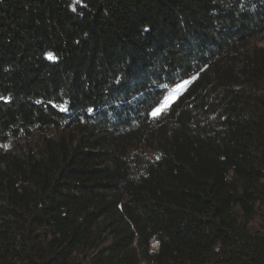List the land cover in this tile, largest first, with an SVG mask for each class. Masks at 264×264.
<instances>
[{
    "label": "trees",
    "instance_id": "trees-1",
    "mask_svg": "<svg viewBox=\"0 0 264 264\" xmlns=\"http://www.w3.org/2000/svg\"><path fill=\"white\" fill-rule=\"evenodd\" d=\"M263 40L264 0H0V264H264Z\"/></svg>",
    "mask_w": 264,
    "mask_h": 264
},
{
    "label": "rangeland",
    "instance_id": "rangeland-1",
    "mask_svg": "<svg viewBox=\"0 0 264 264\" xmlns=\"http://www.w3.org/2000/svg\"><path fill=\"white\" fill-rule=\"evenodd\" d=\"M260 46H264V40L259 42ZM194 75H191L187 78L182 79L181 81L177 82L176 84H173L171 86H169L166 89L165 95L162 98V100L160 101V103L155 106L152 110L151 113L154 111V109L158 108V107H165L170 105L188 86V84H184V81H192ZM169 107V106H168ZM167 107V108H168ZM163 112V111H162ZM161 112V113H162ZM5 147V144L4 146ZM255 212L252 215V221H251V225H250V230H257L260 228L261 223H262V214H264V195H262V197L259 199V201L256 203L255 208H254ZM156 247V241L152 240V248L155 249Z\"/></svg>",
    "mask_w": 264,
    "mask_h": 264
},
{
    "label": "snow or ice",
    "instance_id": "snow-or-ice-1",
    "mask_svg": "<svg viewBox=\"0 0 264 264\" xmlns=\"http://www.w3.org/2000/svg\"><path fill=\"white\" fill-rule=\"evenodd\" d=\"M192 79H195V77H193ZM183 83L184 84H188V83H190V81H184ZM168 106H170V105H168ZM168 106H165L163 108L158 107V108L154 109V111L151 113V115L153 117L159 116L162 111H166L167 110Z\"/></svg>",
    "mask_w": 264,
    "mask_h": 264
}]
</instances>
